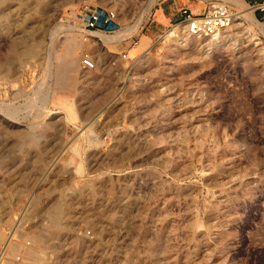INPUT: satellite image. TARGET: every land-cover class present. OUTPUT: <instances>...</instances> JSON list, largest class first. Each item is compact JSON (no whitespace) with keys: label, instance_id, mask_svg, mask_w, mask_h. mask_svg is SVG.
<instances>
[{"label":"rangeland","instance_id":"rangeland-1","mask_svg":"<svg viewBox=\"0 0 264 264\" xmlns=\"http://www.w3.org/2000/svg\"><path fill=\"white\" fill-rule=\"evenodd\" d=\"M154 1L0 0V264H264L262 0H176L252 11L217 41L165 38L179 20L150 23ZM86 5L120 31L83 41ZM67 37L78 60L59 82Z\"/></svg>","mask_w":264,"mask_h":264},{"label":"built area","instance_id":"built-area-1","mask_svg":"<svg viewBox=\"0 0 264 264\" xmlns=\"http://www.w3.org/2000/svg\"><path fill=\"white\" fill-rule=\"evenodd\" d=\"M256 7L263 12L264 0L257 3ZM177 14L179 16L178 24L185 36L213 40L232 25L235 15L225 2L212 4L201 11L181 6L177 10ZM76 24V30L83 41H87L93 32L108 35L117 33L121 28L116 10L99 5L82 7L77 13ZM81 62L88 69L95 66L94 59L87 53L82 56ZM2 255H0V259Z\"/></svg>","mask_w":264,"mask_h":264},{"label":"bare ground","instance_id":"bare-ground-1","mask_svg":"<svg viewBox=\"0 0 264 264\" xmlns=\"http://www.w3.org/2000/svg\"><path fill=\"white\" fill-rule=\"evenodd\" d=\"M156 1V0H155ZM154 1V2H155ZM231 2H235L238 6H240L242 9H244L245 10V8H247V6L246 5H244L240 0H235V1H233V0H230ZM153 2V3H154ZM152 5V4H151ZM248 9V8H247ZM242 19H245V20H248V21H250L251 23H253V24H257V23H259L256 19H255V17L253 16V13H252V11L251 12H247V11H242L241 12V14H240V16H238V17H235V15H234V19H233V21H237V20H242ZM238 25H240V26H243V24L242 23H240V24H238ZM262 27V26H261ZM264 27V26H263ZM63 31H65V30H63ZM120 31V30H119ZM118 31V32H119ZM131 31V30H130ZM53 33V32H52ZM55 33H56V31H55ZM131 33H132V31H131ZM183 34L184 33H182V29L178 26V27H176V28H174L173 30H171L170 32H168L167 33V35H166V37L165 38H170V39H182V37H183ZM263 34H264V29H263ZM54 35V36H53ZM52 36L54 37V39L55 38H57V36L59 35L58 33H56V34H53ZM129 35H130V33H128L127 34V36L129 37ZM185 35V34H184ZM105 36V34L102 36H100V37H102L101 39L104 41V42H106V40L108 39L107 37H104ZM126 36V35H125ZM124 36V37H125ZM221 36V35H220ZM220 36L217 38V39H215V40H213V39H210V40H213V41H217L219 38H220ZM184 37H186V36H184ZM183 37V38H184ZM105 38H107V39H105ZM126 38V37H125ZM18 39V41H16V43H17V45L18 44H21V45H23L24 47H25V50L22 52V59H21V61H22V64H24V62L25 61H27L30 57H32L33 56V51L30 49V48H28V47H26V40L24 39V38H17ZM75 37L73 38V39H68V37L65 39V41H64V46H63V49H62V51L60 52V53H58V55H57V57L58 58H61V60L60 61H58V64H57V66H58V74H59V82H63V80H66L67 78H68V76H69V74L73 71V68H74V66H75V63L77 62V60H78V57H77V53H78V45H77V42L75 41ZM192 39H198V38H192ZM201 39H205V38H201ZM102 41V42H103ZM120 41V40H119ZM119 43V42H118ZM14 53H17V51H16V48L14 49ZM66 108V107H65ZM66 112H67V121L68 122H70L71 120H73L75 117V115H74V111L73 110H69L68 108H66ZM90 125V124H89ZM52 222H53V224H54V227L55 226H57L58 225V221H57V219H52ZM49 230V229H48ZM38 239V238H37ZM41 243V241H38V240H32V245H33V247H29V248H27L26 247V250H27V254L29 255V256H31L32 258H33V260L35 259V260H39V261H37V262H40V260L43 258L42 257V254H43V252L41 253V254H39V253H37V249H35V245H38V243ZM21 245V244H20ZM20 245L18 246V247H20ZM6 247H7V249H9V248H14V249H17V244H15L13 241H12V238H10V239H8L7 240V242H6ZM3 251L4 250H2V252L0 253V255H2L3 254ZM8 264H9V262H8Z\"/></svg>","mask_w":264,"mask_h":264},{"label":"crops","instance_id":"crops-1","mask_svg":"<svg viewBox=\"0 0 264 264\" xmlns=\"http://www.w3.org/2000/svg\"><path fill=\"white\" fill-rule=\"evenodd\" d=\"M181 4H183V5H181ZM179 5L186 6V7H189L191 9H193L192 5L185 4L182 1L180 2V1H176V0H162L160 2V4L155 8V12L153 14V17H152L150 23L154 24L155 26L164 27L166 24H169L172 21L179 20L178 14H174L173 13V10H178L179 9V7H178ZM260 17L264 18V11H263V14ZM157 34H158L157 30L156 31H153V30L146 31L145 30V31L142 32V35H141V37L139 39V42H140L141 39H146V40L149 41L148 42V44H149L150 41L154 37H156ZM131 38H132V35L130 34V36L127 39H124L121 42L127 41L128 39H131ZM139 42H136V40L134 42L132 41V45H134V47L131 49V51L138 45ZM141 45H143V44H141Z\"/></svg>","mask_w":264,"mask_h":264},{"label":"trees","instance_id":"trees-1","mask_svg":"<svg viewBox=\"0 0 264 264\" xmlns=\"http://www.w3.org/2000/svg\"><path fill=\"white\" fill-rule=\"evenodd\" d=\"M259 19H263V18L259 16Z\"/></svg>","mask_w":264,"mask_h":264}]
</instances>
